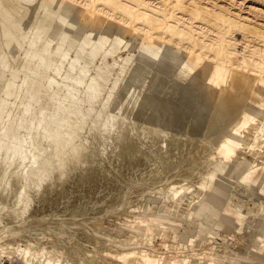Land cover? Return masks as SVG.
Segmentation results:
<instances>
[{"label": "rangeland", "instance_id": "rangeland-1", "mask_svg": "<svg viewBox=\"0 0 264 264\" xmlns=\"http://www.w3.org/2000/svg\"><path fill=\"white\" fill-rule=\"evenodd\" d=\"M111 1L108 5L106 0H0V138L6 140V149L29 136L40 112H56V103L65 95L70 64L78 53L95 58L94 67L103 62L110 65L111 77L119 81L120 89L125 88L123 81L130 77L129 66L142 49L155 58L167 55L179 69L190 72L188 85L198 92L202 72L194 70L195 64L202 58L214 62L219 43L224 40L227 52L235 58L234 66L244 73L256 74V91L260 92L256 102L238 113L241 122L228 134L227 152L233 160L223 172L216 170L212 144L225 130L223 123L209 138L199 134L204 140L201 142H206L202 146L196 145L197 141H192L186 132L184 140L191 143L185 147L187 155L182 149V158L170 171L166 160L153 156V178L159 180L156 182L145 177L153 158L141 166L142 176L139 174V181L134 183L137 174H131L127 162L124 167L116 164L117 150L111 147L114 155L104 162L112 177L119 178L117 186L107 191L105 177L87 193L82 192L84 188L72 190L71 185L63 189L65 192L54 188L44 200L33 204L20 224L10 220L14 218L11 206L0 207L3 220L8 221L0 225V241L13 232L20 234L9 242L18 249L46 244L59 250L56 242L65 241L78 244L85 255L91 254L101 262L104 250L112 249L120 255L127 248L119 244L135 236L140 242L136 244L132 239L129 251L130 246L145 249L147 258L158 264H264V162L249 153L260 151L253 140L243 148L247 127L257 116L264 117V3ZM236 23L240 25L234 28ZM250 28L258 29L261 36L248 35ZM123 59L128 62L123 63ZM122 64H126L125 70ZM105 96L106 91L96 103L97 108ZM28 101L29 111L21 128L20 110ZM114 103L115 97L109 111ZM112 115L117 118L118 113ZM87 134L90 153L101 159V146L93 140L90 130ZM134 134L135 142H141V148L152 153L155 141L141 138L139 126ZM80 209L83 216L73 220ZM132 217L137 218L136 224L127 222ZM92 222L101 225L91 228ZM71 230L82 237H67L66 232ZM99 231L119 237L111 239ZM13 254L2 256L0 262L23 264L16 262L20 257ZM39 263L48 264L47 257L40 258Z\"/></svg>", "mask_w": 264, "mask_h": 264}, {"label": "bare ground", "instance_id": "bare-ground-1", "mask_svg": "<svg viewBox=\"0 0 264 264\" xmlns=\"http://www.w3.org/2000/svg\"><path fill=\"white\" fill-rule=\"evenodd\" d=\"M260 1L264 3V0ZM106 4L111 5L112 1L106 0ZM239 25L236 23L233 27L237 28ZM247 34L261 36L262 32L250 28ZM148 54L151 53L142 49L133 58L129 66L130 77L124 79L125 88L120 89L119 81L111 77L113 68L110 65L103 62L94 67L95 58L78 53L70 64L65 95L56 103V112L50 115L40 112L29 136L24 141L15 143L10 149H6V140L0 138V207H12L14 218L10 220L20 224L25 219L24 214L30 213L33 204L44 200L54 188L62 191L71 185L72 190L84 188L82 192L87 193L106 177V181L102 180L106 190H112L119 184V178L112 177V171H109L110 168L104 162L111 160L114 155L111 147L114 151L117 150L118 158L114 160L116 164L124 167L127 162L131 174H137L135 183L140 179L141 166L148 163L146 161L149 158H153V161L147 164L146 170L144 169L147 171L145 177L150 179L156 176L153 173L156 164L153 156L161 161L166 160L168 171L174 169L173 166L178 165V161L182 158L180 155L182 149H184L183 153H186L185 147L191 144L187 143L189 140L187 142L184 140L186 132L192 136V141H197L196 145H203L204 142L201 141L206 137L209 138L208 135L216 130L215 127L223 123L226 126L225 130L215 140L212 138L214 144H211L216 152L214 155L217 162L216 165L214 164L216 170L219 172L226 170L233 160L227 152L228 134L234 132L241 122L238 113L247 104L256 102L260 98V92L256 91V74L244 73L234 66L235 58L227 52L223 40L219 43L214 62L202 58L195 64L194 70L202 72L200 75L202 88L195 92L188 85L192 78L189 71L179 69L174 60L167 55L155 58ZM105 58L103 56L104 60ZM79 61H83V64L79 65ZM127 62V59H123V63ZM122 65V70H125L126 64ZM92 68L94 70L91 72ZM75 70L79 72L74 73ZM134 80L140 84H135ZM105 91L106 96L97 108L96 103ZM113 97L115 103L109 111ZM29 107L30 101L21 107L22 121L19 124L21 128L25 126ZM113 112L118 113L117 118L113 117ZM263 118L257 116L255 122L247 127V141L243 148L247 146L248 141L253 140L260 151L252 150L249 153L264 162ZM137 126L142 128L141 138L155 141L156 145L152 153L143 150L141 142H135L137 138L134 133ZM89 130L94 135L93 140L102 148L101 159L89 151L87 145ZM199 134L204 138H200L202 136ZM77 176L78 178L75 179ZM154 181L159 180L156 177L153 178ZM2 208H0V225L8 222L1 216ZM82 212L73 217V220L81 218ZM132 218L127 222L136 224L137 218L136 220L135 217ZM96 224V222L89 223L91 228ZM98 233L111 239L119 237L116 233L100 231ZM18 234L20 233H8L0 241V259L4 255L14 253L20 257L15 261L23 264H42L39 260L43 257H47L48 264H158L157 260L147 258L145 249L130 246L129 251L132 239L135 238L136 244L140 242L135 236L126 237L125 241L119 244L127 248L120 255L112 249L104 250L103 262H100L91 254L85 255V250H81L78 244L65 241H55L59 250H54L46 244L37 248L32 244L23 249L15 248L9 241ZM66 234L67 237L76 239L81 236L76 230ZM56 251L59 252L58 257Z\"/></svg>", "mask_w": 264, "mask_h": 264}]
</instances>
